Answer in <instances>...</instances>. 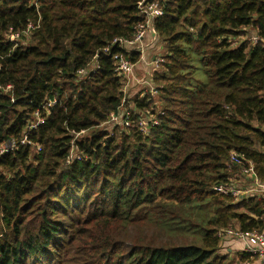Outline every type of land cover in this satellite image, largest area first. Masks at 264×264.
I'll use <instances>...</instances> for the list:
<instances>
[{
    "label": "trees",
    "instance_id": "obj_1",
    "mask_svg": "<svg viewBox=\"0 0 264 264\" xmlns=\"http://www.w3.org/2000/svg\"><path fill=\"white\" fill-rule=\"evenodd\" d=\"M141 1L0 0V149L17 144L0 154V264H224L219 230L264 233L263 199L216 190L248 163L264 184V47L238 40H264V0H146L161 110L135 99L148 132L130 111L108 135Z\"/></svg>",
    "mask_w": 264,
    "mask_h": 264
},
{
    "label": "built area",
    "instance_id": "obj_2",
    "mask_svg": "<svg viewBox=\"0 0 264 264\" xmlns=\"http://www.w3.org/2000/svg\"><path fill=\"white\" fill-rule=\"evenodd\" d=\"M139 9V16L143 18L145 21L143 25H139L138 31L136 35L130 41H120L121 45L128 53H138L139 55V62H144L145 60V48L147 47V43L151 42L154 44V40L158 35L156 34L155 30L152 27V22L155 19H158L162 16V10L157 4V2L148 3L146 0H142L138 3ZM148 33L152 36L153 40L147 39L149 37ZM8 40L10 42L19 41V36L17 35H9ZM248 42L252 46L261 45L264 47V40L260 39L254 33L250 36L246 37L240 42ZM116 42V41H115ZM160 57V55H158ZM116 59V73L118 76L125 77L132 72L133 64L122 55H118L114 57ZM159 60L153 59V62L156 63ZM95 65H92L88 69L92 71L95 69ZM83 73V72H81ZM85 72L83 73V75ZM10 87H7V91ZM123 103L125 99H123ZM53 103L50 102L48 106H51ZM121 118L122 124L125 126H130V113H125L124 115L119 114L117 117L112 116L110 118L111 121L117 120ZM38 123H41V119L37 120ZM155 121H152L151 124H154ZM147 125V124H146ZM264 129V128H263ZM85 134L84 132L81 134L76 135L81 136ZM26 137H24L20 144H27ZM16 142L11 141L7 143L3 148L0 149V154L7 153L12 151L16 147ZM80 157L76 154L75 150L73 149L68 163H71L74 160H79ZM231 162L234 165H240L242 159L236 155H231ZM217 191L230 195L235 203L241 202L242 200H246L248 198H255L257 200H264V184L258 179L255 174L254 168L251 163H248V167L242 168L240 173L237 175L236 179H232L230 184L224 188H218ZM217 237L219 239H225L228 241H232V243L238 248L236 251L239 255L249 256L251 259L252 257L256 256L257 260L249 262V261H239L238 264H264V233H243L237 229H225L219 230L217 233ZM231 252V251H229Z\"/></svg>",
    "mask_w": 264,
    "mask_h": 264
},
{
    "label": "rangeland",
    "instance_id": "obj_3",
    "mask_svg": "<svg viewBox=\"0 0 264 264\" xmlns=\"http://www.w3.org/2000/svg\"><path fill=\"white\" fill-rule=\"evenodd\" d=\"M148 35L149 37L147 39H149L150 41L153 40L150 33H148ZM247 36L248 35L238 38V40L240 39L239 41H242ZM28 40H29L28 38L22 39L20 42L22 43V45L27 46L29 45ZM158 55H160V57ZM165 55H166V51L164 49V44L159 37H156L154 40V44L151 42L147 43V47L145 48L144 62H139L138 59L137 62L133 64L132 72L129 75L122 77L123 78L122 92L125 102L122 105L120 114L124 115L125 113H130V111L134 113H138L139 117L142 119L141 127L145 132H148L146 124L148 123L149 120H152L154 118L150 117L149 119L147 111H139L138 109H136L133 100L135 99L142 100L144 97H150L156 105L154 110L157 112L161 110V108H158L160 107V102L158 99L159 98L158 88L160 86L154 80V76L156 75V73H160L162 71V64L164 61L163 57ZM153 59L159 60V62L156 61V63H154ZM122 126H123L122 120L119 117L117 120L114 121L110 120L108 123L102 124L100 128L101 130L105 131L108 135H112L115 127L121 130ZM89 134L90 133H85L82 136H88ZM80 193H82V191H80ZM63 195H65V200L67 201L69 199V197H67L68 194L66 192H63ZM59 197L57 201L61 202ZM73 202L75 201L72 199V203ZM3 229H5V226L0 216V237L4 232ZM128 231L131 232L132 229L130 228L128 229ZM219 240H220L219 241L220 244L217 251V255L225 259L224 264H238L239 256H237L238 253L236 252L238 248L232 243V241H228L225 239H219ZM252 261L253 260H249V262Z\"/></svg>",
    "mask_w": 264,
    "mask_h": 264
},
{
    "label": "crops",
    "instance_id": "obj_4",
    "mask_svg": "<svg viewBox=\"0 0 264 264\" xmlns=\"http://www.w3.org/2000/svg\"><path fill=\"white\" fill-rule=\"evenodd\" d=\"M156 46V45H155Z\"/></svg>",
    "mask_w": 264,
    "mask_h": 264
}]
</instances>
